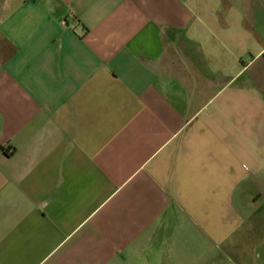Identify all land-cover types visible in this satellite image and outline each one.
Here are the masks:
<instances>
[{"label":"crops","instance_id":"0c3cea01","mask_svg":"<svg viewBox=\"0 0 264 264\" xmlns=\"http://www.w3.org/2000/svg\"><path fill=\"white\" fill-rule=\"evenodd\" d=\"M231 254L264 264V0H0V264Z\"/></svg>","mask_w":264,"mask_h":264},{"label":"rangeland","instance_id":"374dc122","mask_svg":"<svg viewBox=\"0 0 264 264\" xmlns=\"http://www.w3.org/2000/svg\"><path fill=\"white\" fill-rule=\"evenodd\" d=\"M230 262H228L226 259L224 261V264H237L238 260L235 258L234 254H231ZM222 263V262H221Z\"/></svg>","mask_w":264,"mask_h":264}]
</instances>
